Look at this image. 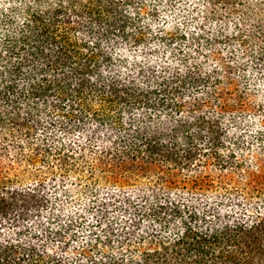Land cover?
<instances>
[{
  "label": "trees",
  "instance_id": "16d2710c",
  "mask_svg": "<svg viewBox=\"0 0 264 264\" xmlns=\"http://www.w3.org/2000/svg\"><path fill=\"white\" fill-rule=\"evenodd\" d=\"M0 264H264V0H0Z\"/></svg>",
  "mask_w": 264,
  "mask_h": 264
}]
</instances>
